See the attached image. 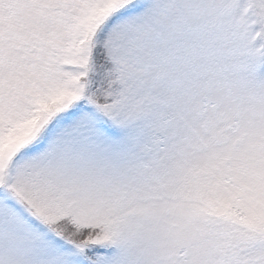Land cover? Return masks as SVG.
<instances>
[{"label": "snow or ice", "instance_id": "snow-or-ice-1", "mask_svg": "<svg viewBox=\"0 0 264 264\" xmlns=\"http://www.w3.org/2000/svg\"><path fill=\"white\" fill-rule=\"evenodd\" d=\"M0 264H264V0H0Z\"/></svg>", "mask_w": 264, "mask_h": 264}]
</instances>
